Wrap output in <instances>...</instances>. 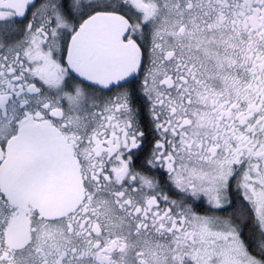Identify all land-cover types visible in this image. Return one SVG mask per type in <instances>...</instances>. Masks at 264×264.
I'll use <instances>...</instances> for the list:
<instances>
[{
  "label": "snow or ice",
  "instance_id": "6c2138e0",
  "mask_svg": "<svg viewBox=\"0 0 264 264\" xmlns=\"http://www.w3.org/2000/svg\"><path fill=\"white\" fill-rule=\"evenodd\" d=\"M0 264H264V0H0Z\"/></svg>",
  "mask_w": 264,
  "mask_h": 264
},
{
  "label": "trees",
  "instance_id": "16d2710c",
  "mask_svg": "<svg viewBox=\"0 0 264 264\" xmlns=\"http://www.w3.org/2000/svg\"><path fill=\"white\" fill-rule=\"evenodd\" d=\"M223 215H227V214L225 213V214H223Z\"/></svg>",
  "mask_w": 264,
  "mask_h": 264
}]
</instances>
